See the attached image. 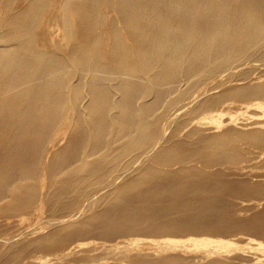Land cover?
<instances>
[{"label":"bare ground","instance_id":"bare-ground-1","mask_svg":"<svg viewBox=\"0 0 264 264\" xmlns=\"http://www.w3.org/2000/svg\"><path fill=\"white\" fill-rule=\"evenodd\" d=\"M248 61L261 76L221 81ZM256 61H264V0H0V229L38 206L64 216L27 243L0 237L15 246L0 264L65 246L35 263L92 264L76 242L90 238L264 239V208L240 217L227 198L256 196L247 210L264 201V63ZM82 198L103 203L68 215ZM126 244L134 241L99 247L127 254ZM201 253L134 255L155 264L228 258Z\"/></svg>","mask_w":264,"mask_h":264},{"label":"rangeland","instance_id":"rangeland-1","mask_svg":"<svg viewBox=\"0 0 264 264\" xmlns=\"http://www.w3.org/2000/svg\"><path fill=\"white\" fill-rule=\"evenodd\" d=\"M66 32L65 27L62 28V31ZM256 63H264V61H256ZM251 62H246L243 64L242 67L237 69H229L227 73L223 74L227 77H225L222 82L226 81L228 78H241V77H258L261 76V72H258L254 69L252 65H250ZM256 72V73H255ZM262 78H264V73L262 74ZM212 83L211 85L216 84L217 82L214 81V79L208 80L201 88L205 89L208 84ZM224 88L220 89L219 93L223 92ZM230 102H234L236 104H245L242 103L243 101L238 100H230ZM246 105V104H245ZM237 111V110H236ZM241 111V110H238ZM243 111V110H242ZM232 115H236L232 113ZM242 117L239 118L240 122H242ZM166 125L167 131H168V138L171 136L172 131L169 127V124L165 121L164 127ZM62 131H59L61 133ZM58 133V134H59ZM120 184V182L118 183ZM118 186V185H117ZM100 193L98 194V196ZM264 196H259V198H263ZM100 200L102 197H99ZM229 199V202L233 205L232 207V213L235 215H239L240 217H249L256 211H260L264 208V201H262V204L257 209H250L247 210L245 207H249L250 205H253L252 203L257 200L256 196H252L248 199H252L253 201H246L242 198H236V197H227ZM85 198L80 199L77 207L70 212L68 215H72L80 210H85L88 214H92L95 212L96 208L99 205V199H96L95 201H84ZM240 201H246L245 205H240ZM240 202V203H239ZM100 203H103V201H100ZM67 216V215H66ZM63 215H53L49 214L47 209L44 206H38L35 208V210L30 215H25L21 217L15 218L17 220V225L15 227H7V230L0 229V237L5 239H11L12 237H18V243H24L28 242L41 234H45L50 232L55 228V225L53 224L54 220L63 219ZM83 218V217H81ZM77 222L80 221L79 219L76 220ZM20 237V238H19ZM150 238L158 239V240H164L161 244H151L148 243V240ZM116 239V238H115ZM115 239L113 241H108L106 239L101 238H90L85 240H78L76 242H83L85 245H83V249H89L91 250L89 252V256L91 259L96 260L92 264H155L154 262H146V261H140L135 258L134 255L138 252H150L153 254H158L160 257L164 256H171L173 257L174 253V247H177L178 249L187 248L189 251V257H195L194 255H202L201 250L206 249H215L222 251L224 250L225 255H227L226 260H220L218 264H264V252L258 251L253 243L255 242H263L264 239L248 235L246 233H239V234H225L223 236H211V235H193V234H187V235H181V236H144V235H127L124 237L118 238L116 241H122L126 239H131L134 241L133 245H128L133 242H129L126 244V247L129 248V252L127 254L125 253H119L115 254L112 252L104 251L102 250L99 245H102L103 242L107 243H114L116 242ZM170 239L172 242L169 244H166L165 241ZM173 240L178 241V246H173ZM195 240H205L208 242H211L208 246H195L194 242ZM230 242V245H228L226 248H222L218 246V242L221 241ZM253 240V241H252ZM75 242V243H76ZM189 245V247H187ZM66 247V246H65ZM65 247L61 249H57L54 251H44V250H31L29 253H27L25 256L17 259L12 264H37L35 263L37 257H50L53 256L55 253H59L60 250L64 249ZM99 247L98 250L93 251L94 248ZM136 247V248H135ZM15 246H12L11 243L6 244H0V261L5 256L6 253L9 255L14 251ZM224 253V252H221ZM134 255V256H133ZM211 260L215 259H221V256L218 254H213L210 257ZM81 261V263L78 264H86L87 261L85 260H78ZM128 261H131L128 262ZM136 262V263H134ZM192 264H206L207 260H195L190 261Z\"/></svg>","mask_w":264,"mask_h":264}]
</instances>
